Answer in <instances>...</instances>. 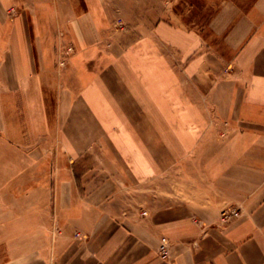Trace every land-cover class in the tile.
Listing matches in <instances>:
<instances>
[{
  "label": "crops",
  "instance_id": "obj_1",
  "mask_svg": "<svg viewBox=\"0 0 264 264\" xmlns=\"http://www.w3.org/2000/svg\"><path fill=\"white\" fill-rule=\"evenodd\" d=\"M167 1L0 0V264H264V0ZM165 159L174 199L134 211L133 172L84 164Z\"/></svg>",
  "mask_w": 264,
  "mask_h": 264
},
{
  "label": "rangeland",
  "instance_id": "obj_2",
  "mask_svg": "<svg viewBox=\"0 0 264 264\" xmlns=\"http://www.w3.org/2000/svg\"><path fill=\"white\" fill-rule=\"evenodd\" d=\"M217 3H218V0H177L176 1V8H177L178 13H180L181 18L185 14L184 9L189 10L190 6L192 7L191 14L197 16L196 17L197 19H199V15H204V14H206V16L209 18L211 15H213L215 13ZM168 6L169 5H168L167 0H160V8L161 9H167ZM171 8H172V6H171ZM146 19H150V18H140V17L133 18L135 23L136 22L139 23L141 20L145 21ZM66 53H67L66 55L71 54L70 51H68V49H67ZM162 99H163V97H162ZM165 99H167V97H165ZM167 101H168V99H167ZM175 101H176V105L179 106V108H183V104H184L183 99L176 98ZM149 115H151V114H149ZM189 116H190V114H186L183 112H170V113L169 112H164V113L161 112L159 114V120H160L163 128L162 127L160 128V135L161 136L163 135L165 140H167V141L168 140L171 141V137H174L175 133L177 135V138H183L186 134L188 136H191V135L193 136L192 133L195 130L191 129L190 127H187V129H186V124H184L185 121H188ZM214 118H215L214 114H207L208 120H212ZM154 119L156 120L155 116H154ZM200 120H201V116L199 114H197L196 121L199 122ZM168 123H173L176 126L175 130H172L171 128L169 129L167 126ZM145 132H147V130H145ZM169 146L172 149L173 153L174 152L182 153L183 149H184V145H180V143H177L176 145L169 144ZM206 147L207 146H205V148ZM198 152H200V151L198 150ZM136 162L137 161H134V160H131V161H125L124 160L123 162L116 161V160L111 161V162H107V161L90 162V161H87V162H84V164L88 168H97V169L102 168L103 169L105 165H106V167L108 166V168H109L110 163H111L113 170H119V168H120L123 170H127V172L128 171L133 172V174L128 173V174H131V176L128 175L127 177H125V176L122 177V179L124 180V185L126 187H128V191H129V192L125 193L128 196V198L126 199V201H127L126 206H127L128 211H134V210H137V209L139 210V209H143V208H145V210H147L146 208L151 209L153 207L156 208L157 206L158 207L166 206L169 199L173 198V195L175 194V192H173L174 187L169 185V182H168L169 177H168V173H167V168L169 166V161H167V159L162 160L160 162V166H158L159 162L155 161L154 164H156L158 167H154V168L155 169L159 168V174H158L159 176L153 178L155 181L152 180L151 178L146 179L147 181H145L140 186H137L138 183L136 182L137 179L135 177V172H134L136 170L137 163H138V167H139V162H137V163ZM197 162L198 161H192L191 162L194 168L197 167ZM152 163H153V160H145V162H143V164L145 166L148 164V166H149V168H145V169H151L150 165ZM184 163L185 162H184L183 158L177 159V161L175 162L176 170L181 172V174L185 168ZM188 165L190 166V162H188ZM176 185H178V187H176V197H178L179 199L184 198L183 197V193H184L183 191H184L185 187L183 186V182H181V183L176 182ZM137 187L141 188L140 192H138L139 190L138 191L136 190ZM231 210H235V209H227L221 214L222 220H223L224 214L228 211H231ZM236 211H238V210H236ZM143 214L147 215V211H143ZM223 221H225V220H223ZM168 239L169 238L166 235L165 236L163 235L161 237L160 252H161V257L165 258V259L168 258V256H169V254H168L169 253V246H168L169 240Z\"/></svg>",
  "mask_w": 264,
  "mask_h": 264
},
{
  "label": "built area",
  "instance_id": "obj_3",
  "mask_svg": "<svg viewBox=\"0 0 264 264\" xmlns=\"http://www.w3.org/2000/svg\"><path fill=\"white\" fill-rule=\"evenodd\" d=\"M70 52H72V48L69 49ZM239 216V212L236 210L228 211L224 214L223 220L227 221L233 217Z\"/></svg>",
  "mask_w": 264,
  "mask_h": 264
}]
</instances>
